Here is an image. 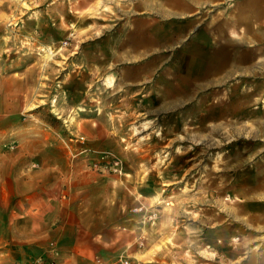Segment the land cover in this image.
Listing matches in <instances>:
<instances>
[{"label": "rangeland", "instance_id": "1", "mask_svg": "<svg viewBox=\"0 0 264 264\" xmlns=\"http://www.w3.org/2000/svg\"><path fill=\"white\" fill-rule=\"evenodd\" d=\"M132 2L0 0V174L26 162L119 230L135 217L141 256L121 264H264V83L234 73L179 98L169 49L152 81L121 85L95 53Z\"/></svg>", "mask_w": 264, "mask_h": 264}, {"label": "crops", "instance_id": "2", "mask_svg": "<svg viewBox=\"0 0 264 264\" xmlns=\"http://www.w3.org/2000/svg\"><path fill=\"white\" fill-rule=\"evenodd\" d=\"M228 1L133 0L126 14L130 24L109 30L95 57L102 66H117L121 85L136 87L155 78L161 58L169 62L170 49L178 65L171 69L172 63L171 72L163 69L160 77L170 88V74L177 76L178 84L172 86L179 98L189 81L221 84L234 73L264 83V0ZM206 4L214 7L212 14L201 12ZM143 11L148 19L142 18ZM23 164L21 174H0V264H27L50 241L59 250L56 264H121L120 257L141 256L135 217L131 229L119 230L126 219L120 224L108 204L105 209L96 198L50 187L38 171Z\"/></svg>", "mask_w": 264, "mask_h": 264}, {"label": "built area", "instance_id": "3", "mask_svg": "<svg viewBox=\"0 0 264 264\" xmlns=\"http://www.w3.org/2000/svg\"><path fill=\"white\" fill-rule=\"evenodd\" d=\"M59 255V250L54 241H50L43 253L32 258L27 264H56ZM21 264V263H15Z\"/></svg>", "mask_w": 264, "mask_h": 264}]
</instances>
